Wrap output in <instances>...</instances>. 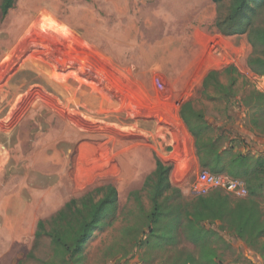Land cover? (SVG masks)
<instances>
[{
  "label": "rangeland",
  "instance_id": "1",
  "mask_svg": "<svg viewBox=\"0 0 264 264\" xmlns=\"http://www.w3.org/2000/svg\"><path fill=\"white\" fill-rule=\"evenodd\" d=\"M230 3L14 0L0 12V264H59L49 238L35 239L37 222L107 185L117 191L118 216L89 239L81 264H208L209 255L216 264H264V239L239 237L222 219L203 222L207 234L193 242L180 218L215 194L231 206L252 198L264 218V73L255 65L264 53L246 33L216 29ZM252 21L263 27V13ZM211 71L219 86L212 80L205 93ZM188 101L201 116L190 121L198 148L210 152L201 156L210 163L212 150L241 155L245 173L230 175L228 157L221 172L201 167L179 117ZM155 159L171 167L179 194L169 192V203L180 214L168 239L148 243L151 205L141 188ZM200 172L239 181L247 194H193Z\"/></svg>",
  "mask_w": 264,
  "mask_h": 264
},
{
  "label": "trees",
  "instance_id": "2",
  "mask_svg": "<svg viewBox=\"0 0 264 264\" xmlns=\"http://www.w3.org/2000/svg\"><path fill=\"white\" fill-rule=\"evenodd\" d=\"M13 6L14 0H0L2 16L7 15ZM259 11L264 15V0H231L227 14L222 19L216 20L214 25L225 36L246 33L254 49L260 47L264 53V26H255L252 21ZM250 61L252 67V60ZM255 61L257 63L255 65L259 64L258 67L264 73V61L259 58H255ZM231 70V67H227L221 73H228ZM219 75L220 73L216 71H211L206 75L202 82L203 92L206 93L212 80L219 86ZM179 117L195 137V145L201 157V167L208 166L212 172H221L218 166L227 159L228 154L223 150H212L210 163L201 156L210 152H201L198 148L196 136L199 134L195 131L196 126L190 125V121L201 119V116L194 110L192 102L188 101L180 105ZM228 161L231 166L228 170L230 175L238 176V172L245 173V159L241 155L228 157ZM257 167L260 168L259 165ZM170 170L169 165L155 159L154 171L146 177L141 188V190L148 189L151 205L150 211L144 214L146 225L149 228L148 243L149 239L156 240L157 243L159 239H168L166 235L173 223L179 221L177 215L180 214V205L169 203L172 193L179 194V190L173 188L169 181ZM169 192L171 194H168ZM139 193L140 191H133L129 197L137 201L138 208L141 209ZM250 193L252 195L253 191ZM183 214L180 218L186 221L189 238L193 242L202 241L207 234L202 226L203 222H215L222 219L231 224L239 237L249 235L253 241L264 239V218L252 198L239 200L231 206L227 201V196L222 194L200 197ZM117 216V191L109 185L95 188L78 199H70L48 221H38L34 237L39 239L45 235L49 238L52 257L58 259L59 264H81L85 255L86 243L95 232L110 227ZM165 221H167L166 224H163ZM153 244L159 247L158 244ZM210 256H208V264H216ZM31 257L32 255L29 254L27 258ZM42 263L52 264L51 261ZM18 264L25 263L20 261Z\"/></svg>",
  "mask_w": 264,
  "mask_h": 264
},
{
  "label": "built area",
  "instance_id": "3",
  "mask_svg": "<svg viewBox=\"0 0 264 264\" xmlns=\"http://www.w3.org/2000/svg\"><path fill=\"white\" fill-rule=\"evenodd\" d=\"M212 189L222 190L226 194L244 197L247 194L245 185L227 176H217L208 172H200L193 185V194H206Z\"/></svg>",
  "mask_w": 264,
  "mask_h": 264
},
{
  "label": "bare ground",
  "instance_id": "4",
  "mask_svg": "<svg viewBox=\"0 0 264 264\" xmlns=\"http://www.w3.org/2000/svg\"><path fill=\"white\" fill-rule=\"evenodd\" d=\"M2 163V162H1ZM3 164V163H2Z\"/></svg>",
  "mask_w": 264,
  "mask_h": 264
}]
</instances>
